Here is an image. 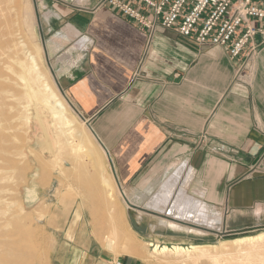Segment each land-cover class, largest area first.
Wrapping results in <instances>:
<instances>
[{
	"label": "crops",
	"instance_id": "crops-1",
	"mask_svg": "<svg viewBox=\"0 0 264 264\" xmlns=\"http://www.w3.org/2000/svg\"><path fill=\"white\" fill-rule=\"evenodd\" d=\"M39 1L55 78L126 180V194L135 198L133 183L160 168L167 173L156 191L178 179L175 195L207 212L199 219L159 213L194 226L200 234L190 243L171 228L149 240L205 244L220 218L230 233L264 230V44L252 58L232 60L163 28L150 38L119 12L98 7L101 0ZM70 254L59 264H110L97 250Z\"/></svg>",
	"mask_w": 264,
	"mask_h": 264
},
{
	"label": "bare ground",
	"instance_id": "bare-ground-1",
	"mask_svg": "<svg viewBox=\"0 0 264 264\" xmlns=\"http://www.w3.org/2000/svg\"><path fill=\"white\" fill-rule=\"evenodd\" d=\"M19 16L20 13L14 6V0H0V50L5 52L3 54L5 56H0L2 57L0 65L8 67V71H12L11 73L14 75L13 78L7 76L6 79L2 78L8 80L10 84L2 89L0 87V110L6 108L10 110V116L3 114L4 116L0 117V154H6L5 161H0L3 164L6 163L3 168H0V172L3 173L0 176V264H42L43 253H38L35 250L34 227L31 224H26L28 215H23L24 212H27L26 207L20 202V198L16 201H8V198L3 196V193L7 190L10 191L12 187L7 189L8 187H3L2 182L8 180L7 182L10 183L15 178V172L13 173L15 176L12 175L13 179L9 177L10 172L20 169L18 167L20 159L34 156L38 151L34 148L36 145L44 159L47 160L45 154L47 153L50 159L55 160L56 164V160L59 161L63 155L68 153L77 160L82 157V154L93 155L91 152L87 153V145H93L95 142L102 157L108 155L96 140L87 123L81 120L78 114L77 116L74 114L70 103L58 89L54 77H49V73L47 74V71L41 69L38 59L42 57L43 50L38 45H36V51L30 48L26 35L27 21H20ZM29 25L33 27V24ZM11 63L16 64L19 69L15 70L13 66V70ZM11 138L16 142L24 141L25 144L14 148L13 151L6 149ZM2 159L4 160V158ZM13 181L15 185L16 180ZM177 184L178 179L167 180L147 201L145 208L159 213L164 212V214L168 212L169 216H173L175 219H190L197 213L196 218L198 219L206 217L207 212L203 208L196 211V206L199 205H192V201L187 199L184 193L180 191L175 195ZM32 188L28 183L25 189L19 191L21 199L24 200V190H26L27 200L36 201V191ZM103 190H99V195L101 196L100 201L103 199L105 207L108 209L105 210L104 219L108 225L109 233L107 235L100 233V239L110 249H117L116 253L122 251L131 257L146 259L147 255L131 239V236H134L138 240V234L128 223L126 215H120L116 211L117 191L127 208L129 206L126 200L133 204L134 202L128 198L122 188L120 190L116 181ZM17 194L19 193L15 195ZM14 198L16 199V197ZM194 201L197 202V200ZM198 203L200 204V201ZM16 204L19 206H14ZM13 206L19 209L13 210ZM158 223L168 228L171 227L170 221L166 219L159 218ZM93 231L99 236L96 229ZM145 244L148 249L150 248L149 256L164 264H264V231L252 236L219 240L217 244L187 247L179 244L169 247L161 245L158 241H149ZM154 264L157 263L154 262Z\"/></svg>",
	"mask_w": 264,
	"mask_h": 264
},
{
	"label": "rangeland",
	"instance_id": "rangeland-1",
	"mask_svg": "<svg viewBox=\"0 0 264 264\" xmlns=\"http://www.w3.org/2000/svg\"><path fill=\"white\" fill-rule=\"evenodd\" d=\"M75 5L82 6L83 4L77 3ZM14 6L20 13L19 20L27 21L28 28L26 35L30 48L33 51H36V45H38V47L40 46L41 50L44 51L41 53L42 57H38L41 69L45 72L47 71V74L49 73V77H54V72L51 67L52 60L49 59L47 52L49 37L45 27L46 20L41 18L38 13V10H41L40 1L14 0ZM31 11L33 15H31ZM28 16H30L29 19ZM29 24H33V27ZM4 53V50H0V56H5L3 55ZM2 57H0V60ZM13 66L15 70L19 69L16 64L11 63L12 69ZM5 67L4 65H0L1 89L4 86L10 84V82H8V80L6 81L5 79L7 77L13 78L14 76L11 73L12 71H8L9 68ZM53 79H55L54 81H56V85L62 95L65 96L57 79L55 77ZM71 108L74 114L77 116L78 113L73 109L72 106ZM9 112L10 110L7 108L0 110V117L4 116L3 114H5V116H10ZM79 118L83 120L80 116ZM10 141V143H7V146L5 145V148L12 151L14 148L23 146L22 144H25L24 141H21L22 143L13 141L12 138ZM34 148L38 150L34 156L20 159L18 166L20 169L15 171L13 170V172L11 171L12 173L10 172L9 177H12L13 173L15 172L16 176L14 174L13 177L15 176V178L13 179L12 177V179L16 180V184L14 185V181L11 179L12 181L10 180V183L7 182L8 180H5L2 182V185L4 184L3 187L5 188L8 187L7 189L12 187L10 191L7 190L5 193H3V196L7 197L8 199H6L8 201H16L20 198V202L25 205L27 212H24L23 215H28L26 216L27 219L25 222L26 224H31L32 227H34V232L36 235V240H34L36 246L35 250L38 253H43L42 264H59L61 262L67 261L66 258L71 255V252L93 253L94 250L99 251L102 254L103 259L109 261L110 263L113 260L118 259L127 262L129 258H133L128 253L122 251H119L120 253H116L117 249H110L106 244H104L105 242L100 239L102 233L107 235L109 231L108 225L104 219L106 212L105 210L108 209L105 207L103 199L100 201L101 196L99 195V190L102 191L103 189H106L108 185H113L116 181V185L120 188V190L121 188H124L128 192L127 186L129 185L125 183L126 180H119L117 178L113 163L111 162L110 158L105 156L102 157L96 142L93 145H87V153L90 154L91 152L93 155L86 156L82 154V157L80 156L81 158L77 160L72 154L68 153L63 155L59 161L56 160L58 165L55 163V160L50 159L47 153H45L47 155V160L44 159L42 153L39 151L38 145L34 146ZM2 158H4V160ZM5 159L6 154H0V161H5ZM0 163V168H3L6 164L5 162V164H3V162ZM164 171L165 170L163 169L155 168L153 171H151V173L148 174L150 176L137 179L136 182L133 183V186L135 187V195L137 196L135 198H130L128 195L127 196L134 202V205H137L141 208L140 210H133L129 207L127 208L122 199L119 197L118 191L116 194V211L120 215H126L128 223L138 234V240L134 236H131V239L136 243L137 247L144 251V253L147 255L146 259L138 258L140 260H146V264H154V262L157 264H164L163 262L149 256L148 251H150V248L148 249L145 243L150 241V237L155 239V235H165L168 227L163 226L156 230L153 229L154 231L152 232L150 223L152 224L155 222H152V220H159V212L148 213L144 210L147 201L152 197L161 183L165 181V175L167 171ZM2 175L3 173L0 172V176ZM7 183L8 185H6ZM28 183L29 186H31V188L33 187L32 189H35L36 191V201H32L30 199L29 201L27 200L26 190H24V200L21 199L22 197L19 191H21L23 188L25 189ZM130 185V189L132 190L133 186L132 184ZM136 186L140 188L145 186L147 189L145 190V193H142V191L137 189ZM13 190L19 194L15 195L16 193L14 194ZM7 192L10 193L7 194ZM14 197H16V199ZM14 206H19V204ZM14 206L12 208L13 210L19 209L18 207ZM218 213L219 211H215V214ZM140 218H143L141 222L139 221ZM177 222L175 220L170 221V228L176 230V233L179 237H183L187 243H190L189 241L191 240L187 241V239L191 238L189 231L194 230L188 227L192 226ZM94 229L98 231L99 236L94 233ZM262 231L264 230H260L248 235L230 233L229 231L222 230V218H220L219 222H217V226L214 228V231H212L214 236L211 237V239H209L205 244H217L219 240H231L244 236H252ZM156 240L158 242L160 241L159 238H156ZM205 244L199 243L198 245ZM163 245L168 244L164 242Z\"/></svg>",
	"mask_w": 264,
	"mask_h": 264
},
{
	"label": "built area",
	"instance_id": "built-area-1",
	"mask_svg": "<svg viewBox=\"0 0 264 264\" xmlns=\"http://www.w3.org/2000/svg\"><path fill=\"white\" fill-rule=\"evenodd\" d=\"M98 7L119 12L150 38L163 28L232 60L252 58L264 44V0H101Z\"/></svg>",
	"mask_w": 264,
	"mask_h": 264
},
{
	"label": "water",
	"instance_id": "water-1",
	"mask_svg": "<svg viewBox=\"0 0 264 264\" xmlns=\"http://www.w3.org/2000/svg\"><path fill=\"white\" fill-rule=\"evenodd\" d=\"M54 77H55V75H54ZM81 117V116H80ZM82 118V117H81ZM83 119V118H82ZM84 120V119H83ZM85 121V120H84ZM88 127L90 128V126L88 125ZM91 129V128H90ZM91 131H92V129H91ZM126 202L128 203V206H129V208L130 209H137V210H140L141 208H139L138 206H135L134 204H132V203H130L128 200H126ZM148 213H150V212H148ZM143 220V218H140L139 219V221L141 222ZM161 227H163L162 225H160L159 223H158V221H156L155 222V224H153L152 225V229H154V230H156V229H158V228H161ZM190 232V235L191 236H196V234H200V233H197V232H195V231H189Z\"/></svg>",
	"mask_w": 264,
	"mask_h": 264
}]
</instances>
